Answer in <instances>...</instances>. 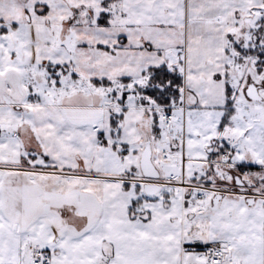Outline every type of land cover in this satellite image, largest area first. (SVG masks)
Wrapping results in <instances>:
<instances>
[{
	"label": "snow or ice",
	"instance_id": "obj_1",
	"mask_svg": "<svg viewBox=\"0 0 264 264\" xmlns=\"http://www.w3.org/2000/svg\"><path fill=\"white\" fill-rule=\"evenodd\" d=\"M0 264H264V0H0Z\"/></svg>",
	"mask_w": 264,
	"mask_h": 264
}]
</instances>
